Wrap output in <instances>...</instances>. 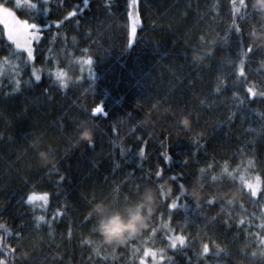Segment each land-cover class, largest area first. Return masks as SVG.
Wrapping results in <instances>:
<instances>
[{
	"label": "trees",
	"instance_id": "16d2710c",
	"mask_svg": "<svg viewBox=\"0 0 264 264\" xmlns=\"http://www.w3.org/2000/svg\"><path fill=\"white\" fill-rule=\"evenodd\" d=\"M19 2L0 0L42 31L30 62L0 24V245L17 249L15 264L25 254L29 264H264V99L246 91L264 90V42L243 55L249 32L264 26L256 0H246L247 15L231 0H141L133 42L126 0ZM193 45L211 55L194 62ZM101 102L107 117L93 115ZM85 121L91 146L77 132ZM241 175L260 177L256 196ZM146 186L157 193L148 227L126 244L103 243L95 217L85 220L94 203L119 206ZM33 193L48 204L28 201ZM54 211L65 214L53 220ZM178 235L193 239L173 249ZM210 238L219 256L200 255Z\"/></svg>",
	"mask_w": 264,
	"mask_h": 264
},
{
	"label": "snow or ice",
	"instance_id": "6c2138e0",
	"mask_svg": "<svg viewBox=\"0 0 264 264\" xmlns=\"http://www.w3.org/2000/svg\"><path fill=\"white\" fill-rule=\"evenodd\" d=\"M8 2H10V0H8ZM45 2H47V0H45ZM231 3L233 5V10L234 12H240V9H244L245 10V14L247 15L248 14V9H249V4L246 3V0H239V4H240V8H235V3H236V0H231ZM84 4L85 6H87L89 4V0H84ZM140 5H141V0H126V11H125V15L126 17L128 18V20L131 21V35L134 37L137 33V25L141 23V20L139 19L140 15H141V12H140ZM22 6L19 2V0H16V8L17 9H20ZM29 7H32V8H35L36 5H29ZM251 9H252V14H256V15H259L261 20L264 21V0H256V2L254 4L251 5ZM0 14L3 15L4 19L3 20H0V22L4 23L5 27L7 28L8 27V24H7V17H12L14 20H15V13L7 6H4V5H0ZM76 13L75 12H72V13H69V17L71 16H75ZM68 17H66L67 19ZM241 18L243 19L244 17L241 16ZM249 18H251V16L249 15ZM17 24H22L23 28L27 31L28 29H32L33 31H36V32H39V31H42L40 28H38V26L36 24H29L27 23L26 21H19V20H16L15 21ZM232 27L235 28V31L237 33H240V37H239V40L237 42V47H240V45H242L244 43V36H243V33L241 32V29L236 25V21L235 19H233L232 21ZM229 31H231V29H229ZM260 32H264V26L261 27L260 29ZM255 33L256 31L255 30H252L249 32V36H248V40H249V43L247 44V49H246V52L243 53V55H247L249 53H252L254 52L259 46L257 45V39H255ZM9 40H14V37L12 35V32L11 30H9V36H8ZM223 43L226 45L228 43V36L225 35L223 38ZM200 41L201 43H205L204 41V37L201 36L200 37ZM264 42V41H262ZM210 47H214L216 45V41L215 40H209L206 42ZM19 47V45H17ZM197 50V47L195 45H193V53L196 52ZM201 51H203V49H201ZM186 55V54H185ZM207 55H211L210 52H207L205 51L204 52V55H200L198 59H193L194 62H198V61H203L205 56ZM28 57L29 59L32 58V49H28ZM87 63L91 64L92 61L91 59H89L87 61ZM239 74L240 76H244V60L241 59L240 60V67H239ZM35 79L37 81H39L41 79V77L39 75H37L35 77ZM66 87V84L64 85ZM217 91H220L219 88H217ZM247 93L252 97V98H255L257 96H259L261 99H264V90H261L259 92L257 91H254L252 87H248L247 88ZM93 115L95 114H103L105 117H107L108 113L107 111L105 110V107H104V104L103 102H101L98 106H96L93 110ZM264 115V114H262ZM235 116V113L232 114V116L229 117V120L233 119ZM183 125L185 128H189L190 127V122L188 119H184L182 121ZM82 128V124L79 125L77 127V132H80ZM203 135V134H201ZM39 137L35 138L33 140V142L29 145V147L34 150V151H39L38 149V144H39ZM79 140H82V141H85L83 140L80 136H79ZM90 146L94 144V140H91V141H86ZM146 143V142H145ZM42 152H39V155L40 157L43 159V160H47L46 157L42 156L41 155ZM139 155L141 157H143L145 155V151L144 149H140L139 150ZM165 158L166 159H169L171 160V157L168 156L167 154H165ZM184 163L186 164L187 161H184ZM249 163H251V161H249ZM201 171H203V169H201ZM225 171H227V168L225 167ZM162 174V170L161 171H157L156 172V175L157 176H160ZM229 175H232V173H229ZM61 180L64 179L63 176L60 177ZM235 178V177H233ZM173 179H175V177H173ZM213 179H216L215 177H213ZM242 185H244L245 187H247L248 189L251 190V195L252 196H256L257 195V191L258 189L256 187H254V185L252 183H249V182H246L245 180V177L243 175H241L239 177ZM256 180L259 182L260 181V177H256ZM181 188H183V185H180ZM138 194V193H137ZM181 195H183V193H181ZM27 199L28 201H35V200H43L45 202V205L48 204V201H49V197H48V194L45 193L43 195H36L35 193L31 194V195H28L27 196ZM95 199V197H94ZM103 200H107L108 198L107 197H103L102 198ZM177 200L179 199V197L176 198ZM224 197L221 196L220 197V200H223ZM94 201H90L89 203H92ZM209 205H212L214 202H218V201H214V200H207L206 201ZM232 201H228V204H231ZM171 209H176L178 207L177 203H172L170 206H169ZM200 205L197 204V208H199ZM223 210V209H222ZM65 213H60L59 211H54L52 213V218L53 220H55L58 216L60 215H64ZM89 217H93L92 213H88L87 216L85 217V220H88ZM39 221H43L45 220V217L44 216H40L38 218ZM244 221L241 220V224H243ZM167 226V225H165ZM49 227H51V225L49 224ZM148 227V226H147ZM146 227V228H147ZM261 228H264V223H261L260 225ZM95 231V229H94ZM153 231H155V229H153ZM190 239H193V237L191 236H184V235H178L176 237H169V240L171 241L170 243V247L175 249L177 247V244L183 246L185 245V243L190 240ZM129 240L127 241H123V242H120V243H108L106 242L103 237H102V242L107 244V245H111V246H119L120 244H126ZM88 243H91V241H88ZM215 243L214 240H212L210 238V242L209 243H203L202 244V249H201V252H200V255L201 256H207V254L209 253H213V248H212V244ZM260 244H261V252H260V255L261 257H264V239H262L260 241ZM19 250L21 252H23V245H19ZM0 252L3 253V255L5 257H7V259H4V260H0V264H15V261L16 259L18 258L17 257V249L16 248H11V247H5L3 245H0ZM219 252H220V249H219V246L217 245L216 246V251L213 253V255L215 256H219ZM155 255L154 253H149V252H145L144 253V256L147 257L148 255ZM257 255L256 252H253L252 253V256L255 257ZM164 257L161 256V259H163ZM31 258L27 256V254H25L23 257H22V260H21V264H29ZM141 264H144V261L141 260Z\"/></svg>",
	"mask_w": 264,
	"mask_h": 264
},
{
	"label": "clouds",
	"instance_id": "9594fccd",
	"mask_svg": "<svg viewBox=\"0 0 264 264\" xmlns=\"http://www.w3.org/2000/svg\"><path fill=\"white\" fill-rule=\"evenodd\" d=\"M255 39L264 41V32H256ZM199 56L200 53H193L194 60ZM79 136L85 141L93 140L94 126L83 122ZM41 155L48 158L46 152ZM156 204L157 193L151 186H146L136 199L126 198L119 206L108 200H99L91 210L96 219V231L108 243H120L136 237L148 226Z\"/></svg>",
	"mask_w": 264,
	"mask_h": 264
},
{
	"label": "rangeland",
	"instance_id": "374dc122",
	"mask_svg": "<svg viewBox=\"0 0 264 264\" xmlns=\"http://www.w3.org/2000/svg\"><path fill=\"white\" fill-rule=\"evenodd\" d=\"M0 5H3V4L0 3ZM10 9L15 13V20L12 17H7V24H8L7 28L5 27L4 23L0 22V24L4 27L7 38L9 36V30H11L12 35L14 37V40H9V41L14 43L19 50L24 51L27 54V57H28V49L29 48L32 49V58L29 59V57H28V59L30 60V62H33L34 44H35V42H37L40 39L41 34H40V32L33 31L32 29H28L26 31L23 28L22 24H17L15 22L16 20H19V21H24V20H21L18 17L16 10H14L13 8H10ZM3 19H4L3 15L0 14V20H3ZM139 19H140V17H139ZM140 26H141V23L137 25V30ZM129 37H130L131 42H133L135 37H136V35L134 37L131 35V21H130V27H129ZM17 45H19V47ZM247 182L252 183L254 185V187H256L258 189V191L260 190L261 180L258 182L256 180V177H255V178H251V179L247 180ZM258 191H257V193H258ZM32 202L40 204V205H45V202L43 200H39V199L32 201Z\"/></svg>",
	"mask_w": 264,
	"mask_h": 264
}]
</instances>
